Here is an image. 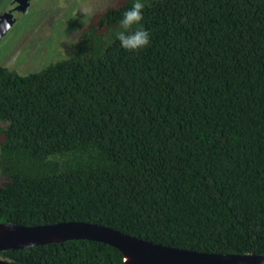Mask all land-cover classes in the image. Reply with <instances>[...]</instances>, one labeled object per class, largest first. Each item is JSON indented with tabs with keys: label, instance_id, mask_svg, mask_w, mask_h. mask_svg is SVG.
Returning a JSON list of instances; mask_svg holds the SVG:
<instances>
[{
	"label": "trees",
	"instance_id": "16d2710c",
	"mask_svg": "<svg viewBox=\"0 0 264 264\" xmlns=\"http://www.w3.org/2000/svg\"><path fill=\"white\" fill-rule=\"evenodd\" d=\"M118 0L69 59L0 66V224L87 222L154 244L264 256V0ZM150 5V6H147ZM14 264H122L106 244L0 252Z\"/></svg>",
	"mask_w": 264,
	"mask_h": 264
},
{
	"label": "rangeland",
	"instance_id": "374dc122",
	"mask_svg": "<svg viewBox=\"0 0 264 264\" xmlns=\"http://www.w3.org/2000/svg\"><path fill=\"white\" fill-rule=\"evenodd\" d=\"M13 0H0V18ZM118 0H32L0 42V66L28 75L78 51L82 31Z\"/></svg>",
	"mask_w": 264,
	"mask_h": 264
},
{
	"label": "water",
	"instance_id": "95a60500",
	"mask_svg": "<svg viewBox=\"0 0 264 264\" xmlns=\"http://www.w3.org/2000/svg\"><path fill=\"white\" fill-rule=\"evenodd\" d=\"M14 22L10 14L0 18V41ZM87 240L106 244L123 256L122 264H264V256L211 254L154 244L109 227L87 222H64L27 227L0 224V252L22 250L67 241ZM0 264H14L0 259Z\"/></svg>",
	"mask_w": 264,
	"mask_h": 264
},
{
	"label": "clouds",
	"instance_id": "9594fccd",
	"mask_svg": "<svg viewBox=\"0 0 264 264\" xmlns=\"http://www.w3.org/2000/svg\"><path fill=\"white\" fill-rule=\"evenodd\" d=\"M145 7V0H134L119 21L115 39L119 41L121 48L128 52H139L151 45L150 33L142 26Z\"/></svg>",
	"mask_w": 264,
	"mask_h": 264
},
{
	"label": "flooded vegetation",
	"instance_id": "af4514ba",
	"mask_svg": "<svg viewBox=\"0 0 264 264\" xmlns=\"http://www.w3.org/2000/svg\"><path fill=\"white\" fill-rule=\"evenodd\" d=\"M10 6L11 7L8 10L3 11L2 16L7 14H10L12 16V21L14 22L13 26L11 27L12 29L17 24L18 18L20 16L26 15L33 6H32V0H13ZM3 38L1 39V41L3 40Z\"/></svg>",
	"mask_w": 264,
	"mask_h": 264
}]
</instances>
